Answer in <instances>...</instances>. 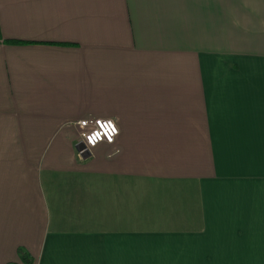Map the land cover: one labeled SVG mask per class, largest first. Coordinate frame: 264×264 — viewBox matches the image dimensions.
<instances>
[{
	"label": "crops",
	"instance_id": "obj_1",
	"mask_svg": "<svg viewBox=\"0 0 264 264\" xmlns=\"http://www.w3.org/2000/svg\"><path fill=\"white\" fill-rule=\"evenodd\" d=\"M0 264H264V0H0Z\"/></svg>",
	"mask_w": 264,
	"mask_h": 264
},
{
	"label": "built area",
	"instance_id": "obj_2",
	"mask_svg": "<svg viewBox=\"0 0 264 264\" xmlns=\"http://www.w3.org/2000/svg\"><path fill=\"white\" fill-rule=\"evenodd\" d=\"M77 143L81 149L77 155L89 153L100 144L111 145L117 134L115 124L110 119H82L75 123Z\"/></svg>",
	"mask_w": 264,
	"mask_h": 264
},
{
	"label": "trees",
	"instance_id": "obj_3",
	"mask_svg": "<svg viewBox=\"0 0 264 264\" xmlns=\"http://www.w3.org/2000/svg\"><path fill=\"white\" fill-rule=\"evenodd\" d=\"M5 44H11V45H19L22 44L21 42H17V41H3ZM21 261H23L24 263H26L28 260L27 258H25L24 254L22 252L18 253Z\"/></svg>",
	"mask_w": 264,
	"mask_h": 264
},
{
	"label": "water",
	"instance_id": "obj_4",
	"mask_svg": "<svg viewBox=\"0 0 264 264\" xmlns=\"http://www.w3.org/2000/svg\"><path fill=\"white\" fill-rule=\"evenodd\" d=\"M75 149H76V151H79V150L81 149V145H79V144L76 145ZM88 156H89V153H82V154L80 155V158H81V159H86Z\"/></svg>",
	"mask_w": 264,
	"mask_h": 264
}]
</instances>
